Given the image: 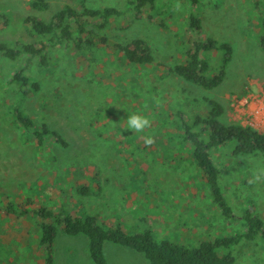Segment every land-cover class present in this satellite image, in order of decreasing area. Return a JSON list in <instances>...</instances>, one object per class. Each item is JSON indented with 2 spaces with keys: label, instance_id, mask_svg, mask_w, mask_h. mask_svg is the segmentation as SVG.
<instances>
[{
  "label": "rangeland",
  "instance_id": "1",
  "mask_svg": "<svg viewBox=\"0 0 264 264\" xmlns=\"http://www.w3.org/2000/svg\"><path fill=\"white\" fill-rule=\"evenodd\" d=\"M48 1L50 11L39 15L28 6L29 0H0V41L11 46L29 43L24 18L32 14L50 18L65 5L79 2ZM161 1V12L154 21L143 15L126 27L121 18L103 32L110 43L147 40L156 69L123 65L110 52H103L104 58L93 64L80 57L73 61L68 49L56 51L47 70L40 69L37 60L27 69L40 83V90L22 106L34 120L59 131L69 142L66 148L53 143L38 151L15 123L10 106L18 98L8 81L16 70L25 68L27 59L0 57V202L21 196L40 201L48 197L47 202L57 203L52 179L59 175L64 187L73 185L75 177H68L73 166L86 167L83 183L94 189L98 185L100 192L75 195V204L60 198L56 207L64 200L68 209L82 216V206L105 227L148 232L158 240L197 249L203 242L237 236L244 229L242 217L248 209L264 222V155L237 156L234 142L211 152L221 171L220 184L233 220L215 202L192 147L183 143L180 120H176L177 112L192 118L205 110L206 100L215 99L225 108L223 122L252 125L264 133V51L256 41L259 20L253 2L198 0L193 7L192 0ZM127 3L86 0L90 8L120 11L127 10ZM192 10L201 17L205 36L233 47L225 80L212 90L169 73L186 58V28ZM159 21L165 22V28L157 25ZM225 55L224 49L209 54V76L218 73ZM132 115L147 118L148 126L141 132L128 129L127 117ZM148 137L151 144L145 143ZM96 172L97 181H93ZM12 217L0 211V264H42L35 220L28 217L21 222ZM54 250L56 264H95L86 236L59 232ZM219 252L231 253L236 264H264L261 238L242 239ZM104 254L107 264H149L143 254L112 242L105 243Z\"/></svg>",
  "mask_w": 264,
  "mask_h": 264
},
{
  "label": "trees",
  "instance_id": "2",
  "mask_svg": "<svg viewBox=\"0 0 264 264\" xmlns=\"http://www.w3.org/2000/svg\"><path fill=\"white\" fill-rule=\"evenodd\" d=\"M163 2L161 0H128L127 10L120 11L113 7L90 8L86 5V0H79L78 5H65L50 18L45 19L35 14L24 18V27L31 42H16L11 46L0 41L1 58L17 61L25 56L27 59L25 68L16 70L8 81L13 94L18 98L10 109L15 123L23 128L24 135L34 143L38 151H42L48 144L53 143L66 148L69 142L46 122L34 120L22 106L23 101L40 90L38 80L26 72L31 63L37 60L38 67L47 70L55 52L59 49H68L73 52L70 56L73 61L74 58L80 57L84 58V61L88 60L89 64H93L96 60L104 58L103 52L107 54L110 52L111 55H118L119 62L123 65L137 68L152 66L156 69L153 49L147 40L138 38L125 43H110L103 32L121 18L126 21V27L142 20L143 15L154 21L161 12ZM198 2V0H192V6H196ZM252 2L259 20L256 27V41L264 51V2L262 0H252ZM28 6L39 15L51 9L48 0H29ZM188 19L186 58L170 68L169 73L181 77L186 82L212 90L225 80L227 65L233 57V47L228 43H219L214 38L205 36L202 19L194 10L191 11ZM4 23L6 24L7 20L4 19ZM156 23L165 28V22ZM220 49H224L226 55L218 73L209 76V54ZM206 102L205 110L192 118L186 117V113L183 114L181 111L176 113V120H180L178 131L183 143L192 147L194 161L207 180L215 202L220 206L223 214L233 218V212L220 184L221 171L216 166L211 152L217 147L234 142L237 156L264 155V133L249 125L223 122L225 108L215 99H208ZM85 168L73 166L69 168L68 177H75L71 186L64 187V180L62 181L59 175L52 179V185L58 192L57 203L60 198H63L75 204V202L78 203L75 195L88 197L100 192L98 185L97 189H94L83 183ZM97 177L96 172L92 177L93 181H97ZM47 199L48 197L40 201L15 196L0 202V211L5 215L11 218L16 216L21 222L28 217L35 220V235L38 251L42 256V264H56L54 245L59 232L69 236H86L89 241L90 256L95 264H107L104 254L106 242L143 254L149 264H236L231 253L221 254L219 249L228 250L242 239L254 241L261 238L264 241V222L253 209L244 212L242 217L244 229L234 238L213 243L203 242L197 249H188L168 240H158L148 232L128 233L121 226L105 227L99 223L96 216L85 212L82 206L79 208L82 216H78L77 210L68 209L64 200L61 202L62 206L57 208V203L50 204L46 201ZM33 251L36 254L35 249Z\"/></svg>",
  "mask_w": 264,
  "mask_h": 264
},
{
  "label": "clouds",
  "instance_id": "3",
  "mask_svg": "<svg viewBox=\"0 0 264 264\" xmlns=\"http://www.w3.org/2000/svg\"><path fill=\"white\" fill-rule=\"evenodd\" d=\"M148 124H149L148 119L141 115H132L130 117H127L128 129H134L137 132H141L148 126ZM145 143L151 144L152 143L151 137L146 138Z\"/></svg>",
  "mask_w": 264,
  "mask_h": 264
},
{
  "label": "built area",
  "instance_id": "4",
  "mask_svg": "<svg viewBox=\"0 0 264 264\" xmlns=\"http://www.w3.org/2000/svg\"><path fill=\"white\" fill-rule=\"evenodd\" d=\"M249 126H252V125H249ZM253 128H255L254 126H252ZM256 129V128H255ZM258 130V129H257ZM259 131V130H258Z\"/></svg>",
  "mask_w": 264,
  "mask_h": 264
}]
</instances>
